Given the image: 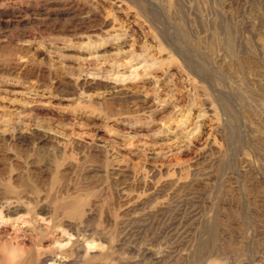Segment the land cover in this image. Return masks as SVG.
<instances>
[{
	"label": "rangeland",
	"instance_id": "rangeland-1",
	"mask_svg": "<svg viewBox=\"0 0 264 264\" xmlns=\"http://www.w3.org/2000/svg\"><path fill=\"white\" fill-rule=\"evenodd\" d=\"M29 259L264 264V0H0V264Z\"/></svg>",
	"mask_w": 264,
	"mask_h": 264
},
{
	"label": "bare ground",
	"instance_id": "bare-ground-1",
	"mask_svg": "<svg viewBox=\"0 0 264 264\" xmlns=\"http://www.w3.org/2000/svg\"><path fill=\"white\" fill-rule=\"evenodd\" d=\"M16 202H18V201H16ZM4 203H5V202H4ZM10 205H11V203H10ZM10 205L7 206V207L9 208V207H13V206H14V205H12V206H10ZM15 205H16V204H15ZM1 206H2V204H1ZM17 207H18V205H17ZM17 207H15V208L17 209ZM5 208H6V205H5ZM5 208H4V209H5ZM9 210H10V209H9ZM17 210H18V209H17ZM17 210H13L12 212H16ZM19 212H20V211H19ZM16 213H17V212H16ZM7 214H8V213H7ZM11 214H12V213H11ZM5 215H6V214H5ZM25 256H26V255H25ZM15 257H16V256H15ZM24 258H25V257H24ZM26 258L28 259V257H26ZM27 259H26V260H27ZM22 260H23V259H22ZM32 261H33L32 259H29V260L27 261V264H31ZM9 262H10V261H9ZM14 262H15V261H14Z\"/></svg>",
	"mask_w": 264,
	"mask_h": 264
}]
</instances>
